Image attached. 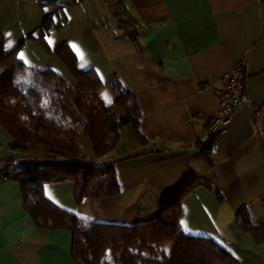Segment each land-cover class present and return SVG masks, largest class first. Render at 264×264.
I'll return each instance as SVG.
<instances>
[{
	"label": "crops",
	"instance_id": "1",
	"mask_svg": "<svg viewBox=\"0 0 264 264\" xmlns=\"http://www.w3.org/2000/svg\"><path fill=\"white\" fill-rule=\"evenodd\" d=\"M48 16L59 24L45 38L49 50L37 39ZM18 44L25 65L73 82L54 51L66 44L79 71L97 73L103 103L117 97L118 78L141 106L144 140L125 124L109 155L117 195L75 205L73 185L63 181L43 186L51 201L86 220L137 224L156 219L184 182L199 178L208 184L182 198V230L221 245L232 260L220 264H264V0H0V53ZM241 58L251 106L234 110L207 157L197 140L218 109L214 89ZM11 143L0 125V170L47 164L48 147L30 143L22 153ZM77 145L93 156L87 137ZM71 242V231L35 223L18 181L0 185V264H76Z\"/></svg>",
	"mask_w": 264,
	"mask_h": 264
},
{
	"label": "trees",
	"instance_id": "2",
	"mask_svg": "<svg viewBox=\"0 0 264 264\" xmlns=\"http://www.w3.org/2000/svg\"><path fill=\"white\" fill-rule=\"evenodd\" d=\"M59 24L48 16L38 27L39 39L49 50L46 36ZM28 37L36 38L34 34ZM15 48L0 53V125L9 135L10 148L26 152L28 144L48 147L47 164L27 165L6 171L9 180L20 184L26 210L35 223L46 229H66L72 233L71 255L76 264H220L232 260L230 254L209 237L185 233L180 225L182 198L197 185L208 183L190 178L162 205L158 217L137 224L90 221L53 201L43 191L48 183L69 181L73 201L117 195L119 183L114 161L109 158L125 124L138 129L141 106L134 92L118 78L112 80L117 97L103 103L98 91L102 81L92 68L79 71L74 52L62 44L54 51L72 75L73 82L49 67L34 68L16 57ZM211 117V116H210ZM197 140L208 157L213 140L210 133ZM87 137L93 156L78 150L77 141ZM2 171V170H0ZM7 182V183H8ZM240 225L250 222L240 212ZM171 242L169 249L165 243Z\"/></svg>",
	"mask_w": 264,
	"mask_h": 264
},
{
	"label": "built area",
	"instance_id": "3",
	"mask_svg": "<svg viewBox=\"0 0 264 264\" xmlns=\"http://www.w3.org/2000/svg\"><path fill=\"white\" fill-rule=\"evenodd\" d=\"M247 67L248 58H241L220 78V85L214 89L218 109L211 115L208 122L210 133H221L236 108L243 104L251 106ZM254 111L256 114L260 113V109ZM8 180L6 171H0V185L6 184Z\"/></svg>",
	"mask_w": 264,
	"mask_h": 264
},
{
	"label": "rangeland",
	"instance_id": "4",
	"mask_svg": "<svg viewBox=\"0 0 264 264\" xmlns=\"http://www.w3.org/2000/svg\"><path fill=\"white\" fill-rule=\"evenodd\" d=\"M114 28V27H113ZM115 30H116V28H115ZM172 245V243L171 242H168V243H165V248L166 249H169V247Z\"/></svg>",
	"mask_w": 264,
	"mask_h": 264
}]
</instances>
